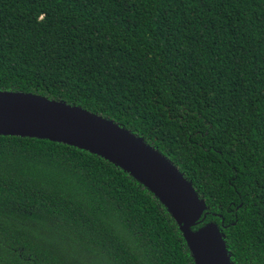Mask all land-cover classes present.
Listing matches in <instances>:
<instances>
[{
	"label": "trees",
	"instance_id": "16d2710c",
	"mask_svg": "<svg viewBox=\"0 0 264 264\" xmlns=\"http://www.w3.org/2000/svg\"><path fill=\"white\" fill-rule=\"evenodd\" d=\"M0 91L143 139L206 204L231 264H264V0H0ZM0 264H195L139 181L76 147L0 136Z\"/></svg>",
	"mask_w": 264,
	"mask_h": 264
},
{
	"label": "water",
	"instance_id": "95a60500",
	"mask_svg": "<svg viewBox=\"0 0 264 264\" xmlns=\"http://www.w3.org/2000/svg\"><path fill=\"white\" fill-rule=\"evenodd\" d=\"M0 136L59 142L118 166L148 189L178 225L195 264H231L219 227H194L206 204L166 157L114 122L43 96L0 91Z\"/></svg>",
	"mask_w": 264,
	"mask_h": 264
}]
</instances>
